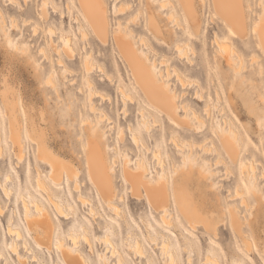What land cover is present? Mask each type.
<instances>
[{"label": "bare ground", "instance_id": "6f19581e", "mask_svg": "<svg viewBox=\"0 0 264 264\" xmlns=\"http://www.w3.org/2000/svg\"><path fill=\"white\" fill-rule=\"evenodd\" d=\"M27 1L28 0H26V2ZM117 1L118 3L115 4V14H126V12L133 8L136 13H142L143 18L141 20V26L144 31L143 35H140L141 33L135 35L136 32L133 30V27L130 28L132 19H138L140 16L138 15L137 17L136 13V17L130 16L124 18V21L118 20L113 29L107 0H76V4L74 0H69L66 4L67 13L72 14V11L76 12L74 17L78 25V35L82 43L64 27H62L59 34L61 46H54L52 43L53 41L50 43L58 52L59 57L57 58V62L61 67L60 71L65 81H71V85L76 84L78 92L81 95H87V97L82 96V102L79 107V111L85 110V113L83 112V115L79 118L82 131L78 138L81 140V156L84 157L85 173L87 174L89 184L91 187L95 188L97 202L101 206L105 203L108 207L112 208L113 214L119 217L123 215V209L115 202L116 197L119 196L116 193V184L114 180V164L117 163H115L116 159L114 156V159L110 157V147L106 141V134L110 131V128H114L115 130V141L125 140L124 135L126 134L135 146H137L138 152H140V155L135 159L130 158L131 156H129L127 149H124L122 153L125 155L126 160L121 165V180L124 193L121 194L119 198L125 201L124 196L128 190L132 198L145 199L150 205V210L149 213L146 214L147 222L143 221L146 223L147 227L156 234L157 229L153 222L155 221L156 214L163 223L168 226H171L170 217H172L173 214L174 217L172 218H176L177 220L179 214L184 217L191 216L189 203L185 195L187 190L186 186L190 184L191 178L194 176H197L202 181H210L211 176L217 173V171L213 172L214 164L209 159L201 158L202 162L199 163L196 157H194V159H191V157L193 158V156H195L194 153L197 150L205 154L214 153L217 155V160L214 162L215 165L224 162L228 171L230 170L228 167L230 163H234L241 174L247 178L246 187L244 186L242 176H240L235 182V190L232 192L230 188L228 189V200L231 202H229L228 209L225 210L224 214L227 218L225 219L227 220L225 223L226 228L229 227L231 233L240 238L249 252H253V241L251 240V242L246 235H249L250 231L246 229L248 221L242 219L241 211L245 209L258 212L261 206L264 205V190L257 186L252 179L255 172L258 171L254 160V152L252 148H244L242 146L240 130L236 125V120L240 122V119L235 112V109L240 105L237 100V94L241 89H246L248 91L246 93L243 92L241 96L244 98L245 105L249 112L261 114V116L264 117V94H262V92L254 93L253 89L259 86L248 83L254 81L253 74L257 73L263 76L264 69H250L248 74H244L242 71L245 68V64L243 63L244 60L236 47V42L246 40V36L249 34L248 18L250 14L253 13V4L250 0H211L218 19L222 20L229 29L225 30L223 28L225 30L224 33L213 31L214 50L210 51L206 44L208 34L204 35L203 43L201 42V19L198 12L197 0H139L138 2L136 1V5L132 4L130 0ZM199 1L203 5L207 4V0ZM7 2H16L20 4L17 0H8ZM143 2H145V5H143ZM52 5V8H54L53 11H57V5ZM48 6H50L49 1L43 0L40 10L45 18L48 16ZM144 6H146V9H144ZM67 13L61 10V17L66 18ZM178 13H181L187 22L186 27L183 23L180 24L184 28L182 31L180 30V32L174 31L173 27L175 26V22H181V20L176 21V18H180V16L177 15ZM211 19V21L214 22V15ZM134 20L135 23L138 21L136 19ZM25 21L26 20L23 19V22ZM27 21L25 24H27ZM3 22H5V20L0 9V27ZM16 22H18L17 19H13L12 17L11 24L13 27L19 25V23L16 24ZM36 24L37 25L34 24V30H36L35 34H37V29H39L37 27L39 26L38 22H36ZM219 27L222 28L221 26ZM17 28H19V26ZM251 30L256 38L250 42L258 45L264 56V10L261 12L258 20L253 23ZM49 31L53 35L56 31L55 27H50ZM90 34L95 37L93 39L94 42L89 41ZM111 34L114 38L112 58L108 64L96 61L99 56V54L96 55V52L99 53V51H102L100 47L108 44ZM150 39H153L154 42L149 41ZM96 41L101 44L98 45ZM194 43H197L200 47V56L202 48L205 54L211 52L213 59L217 63V71L219 75H222L221 78L219 77L220 80L224 79L228 81V86L231 90L226 98V104H224L228 107L230 113L228 111L223 117V122L226 127L223 129L217 127L218 142L214 139L208 128L210 135L203 136L204 138L198 142L182 139V134L204 130L206 121L205 118L192 107L191 103L187 101L189 97L187 96L188 94L186 95L185 91L178 93L175 90L177 87L174 88L172 84H170L172 80L170 81L169 78L170 76L173 77V75L177 76L178 81L183 86L188 83L180 69L170 64V57L165 55L160 58L158 57V46L167 48L168 50L175 48L179 56L184 55L186 57L188 54L187 47L191 45L192 49L193 47L195 48V46H193ZM81 44H83V51L80 47ZM92 44H94L95 47H93ZM21 48L19 50H21ZM39 49L45 54L44 56H47L46 58L48 61H51L47 49L44 46ZM22 50V52H25V47H23ZM196 51H194L195 54ZM77 55L80 57L84 56L81 67L78 66V63L72 65V60H75L74 56ZM252 57V59L255 58V56ZM181 58L184 57L182 56ZM186 59H189V62L191 61L189 57ZM119 61L125 69L126 77L122 72ZM37 63L38 62H36V65ZM224 64L228 66V69H224ZM251 64H254V60H252ZM37 68L35 69L37 70ZM245 69H247V67ZM96 72H99L98 78L94 75ZM70 76L71 78H69ZM76 76L79 77L78 82ZM54 78V73L50 70L48 71L47 79L44 81L49 80L54 83L53 81H56L53 80ZM49 81L47 82L49 83ZM193 82L194 81H192V83ZM55 83L57 85V82ZM105 83L113 85V88L117 92L115 96L106 93V91L102 89L101 86L104 87ZM190 83L191 81L189 84ZM54 84L52 86L57 87ZM197 84L200 83L198 82ZM58 88L59 87L56 88V91H58ZM128 88L131 90L130 92L127 90ZM200 88L202 90V87ZM201 90L197 89V91L194 92L195 95L193 98L200 101L206 100L204 110L209 114V106L211 105L209 97L211 93H208L204 100V95ZM219 91V88H217L215 92L217 98H221ZM98 98L100 103L105 102L107 106L100 104ZM66 99H69V97ZM118 103H121V107H118ZM130 103L136 104L132 112L136 111L138 121L129 110ZM9 104L10 103L6 101V105L8 106ZM11 109L9 137L13 146L18 149L17 155L21 161L23 156H25V150L23 149L24 141L20 123L14 113V105ZM215 109H217V107H215ZM86 110H89L91 113L86 114ZM112 110H114L113 114L110 113ZM224 111L225 110H223V112ZM120 113L124 114L125 117L120 118ZM162 118L167 121L166 127H164L161 122ZM122 119L125 121L126 132L121 125ZM156 126H161V129L166 128L165 132L162 133L161 141H167V144H173L176 148L175 150L183 154V165L179 166V168L174 165V162L172 165L175 173L178 172V169H183L179 182H176V191H172L170 188L172 182L169 171H157V176L154 177V175H152L153 171L147 164L145 155L141 153L150 150L158 165H160L161 168L164 167L165 160L160 149V140L159 137L153 133V129ZM142 128L147 135L144 134ZM29 137L30 140L36 144L39 161L49 166V174L52 182L59 185L65 176L67 179L73 180L74 190L79 192L77 199L83 203V205L87 204L88 210L85 214L95 218V213L97 212L92 205H90L92 199L84 195L81 191V184L78 179L80 174H78V172H80L78 166L71 161V159L64 157L50 146L45 130L36 126L34 121H30ZM145 137L152 141L148 146H146L147 144L145 145ZM209 138L212 139V145L208 146L205 141ZM117 145L113 147L116 155L121 153V149ZM3 149L4 142H2V135L0 134V154L3 153ZM197 155L199 154L197 153ZM243 156H245V159H242ZM249 157H251V159H248ZM118 162H120V160H118ZM133 163H135V165H133ZM205 163L209 164V170L205 168ZM220 165H222V163ZM260 165L263 164L261 163ZM215 167L218 166L216 165ZM35 169L37 170L36 185L39 190L46 194L57 216L65 219L74 216L76 214V202L72 197V201H70V199L65 200L62 196H58V193L61 192L60 186L54 187L50 184L38 167V163L35 164ZM260 175L261 178L264 179V171H261ZM11 177V174L7 175L6 181H9ZM5 184L1 183V188L5 190V192H3L5 193L4 195H11V188ZM210 186H212V184H210ZM174 193H176V195H174ZM248 193L252 197L251 201L247 199L248 196L246 194ZM21 197L24 217L20 218V225H14L11 221H7L5 230H3L5 234H2L3 243L0 244V257L4 256L3 248L7 245V236H11L12 238L8 240L11 241L9 242L10 251L17 255L20 264H28L29 256L21 254L17 240L23 238L24 247L32 254L34 249L30 244L31 241L28 239V236L32 235L36 246L40 250L50 249L55 246V248L60 251L61 259L58 258L56 264H91L84 252L80 250L81 241H84L90 251L93 253L95 252V244L90 233L91 228L89 222H83L81 224L80 228L83 232H79L76 225L71 226L67 230L66 240H69L71 245H73V247H70L66 244L65 237L62 234L58 239H55L54 234L56 229L58 231L60 230L62 233L63 229L52 216L50 209L44 205L42 198L30 189H27V193L21 194ZM236 198L239 199L236 200ZM172 200L176 201L175 204L177 208L172 207L171 210L174 212L168 216L170 211L169 206L170 204L172 205ZM2 211L3 208L0 205V213H2ZM127 217L126 221L129 226L134 224L137 228L139 227L132 215H128ZM106 218L111 223L115 222L113 217ZM172 221H174V219ZM173 223L172 225H174ZM108 224L105 233L99 235L97 240L106 244L108 251H110L112 255L118 257V259H116L120 264H124L122 250L113 240L112 227L109 222ZM205 225L207 227V224ZM183 238L185 249L190 253L195 243L191 236L183 235ZM127 247L136 256L146 257V248L140 236L134 233L133 229L128 231ZM160 248L162 253L167 257L166 264H179L180 256L171 238L166 234H163ZM209 248L210 250H215L216 245L213 243ZM226 255L228 260L221 261L218 255H213L211 252H208L205 256L204 264H249V258L243 261L242 257L233 253L230 249L226 251ZM149 260V264H151L152 259L150 258ZM187 263L192 264L191 254H189L187 258Z\"/></svg>", "mask_w": 264, "mask_h": 264}, {"label": "rangeland", "instance_id": "374dc122", "mask_svg": "<svg viewBox=\"0 0 264 264\" xmlns=\"http://www.w3.org/2000/svg\"><path fill=\"white\" fill-rule=\"evenodd\" d=\"M7 1L8 0H0V9L5 20V22H3L0 27V134L2 135V142H4L3 153L0 154V205L3 208L2 213H0V244L3 243L2 234H5V231L3 230H5L7 221H11L14 225H20V218L24 217L21 194L27 193V189H30L42 198L44 205L50 209L52 216L62 227L63 233L56 229L54 234L55 239H58L62 234L65 237L66 244L70 247H73L70 241L66 240L67 230L71 226L76 225L79 232H83L80 228L81 224L83 222H89L91 228L90 233L94 239L95 252L93 253L90 251L89 254L86 253L88 246L84 241H81L80 250L84 252L91 264H109L108 259L111 261L114 259V257L118 259L117 256L112 255V253L108 251L106 244L97 240L99 235H103L105 233L106 226L109 225L108 222L112 227L113 240L122 250L124 264H149L150 258L152 259L151 264H166L167 257L162 253L160 248L163 234L169 236L174 243V247L180 256L179 264H188L187 258L189 254H191L192 257V264H204L205 256L208 252H211L213 255H218L221 261H225L228 260L226 255V251H228V249L242 257L243 261H246L247 258H249V264H264V205L261 206L258 212H252L245 209H242L241 211L242 219H246L248 221L246 229L250 230V236L248 234L246 235L250 241H253L254 244V251L249 252L240 238L231 233L229 227L226 228L225 223L227 220L225 219L227 218L224 214L225 210L228 209L229 202H231L228 200V189L230 188V191L232 192L235 190V182L240 176H242L244 186L246 187L247 178L241 174L240 170L234 163H230V165L228 164L229 166L227 165L231 171H227L225 166L226 164L224 162H221L222 165H220L221 163H217L216 165L218 167H215L216 165L214 162L217 160V155L214 153L205 154L202 151L197 150L194 153L195 156H193V158L191 157V159L196 157L199 160V163L202 162L201 158L209 159L214 164L213 172L217 171L215 175L213 174L214 176H211L210 181H202L197 176H194L191 178L190 184L186 186L187 190L185 195L189 203L191 216L184 217L179 214V218L177 220L176 218H172L174 217L173 214L172 217H170L171 226H168L167 224L163 223L160 217L155 213V221L153 222L157 229V235L153 232V230L149 229L144 222H147L146 214L149 213L150 210V205L145 199L132 198L128 190L124 196L125 201L120 200L119 198V196L124 193L121 180V165L126 160L125 155L122 153L124 152V149H127L129 156H131L130 158L135 159L140 155V152H138L139 150L137 146H135V144L128 136H126V134L124 135L125 140L123 139L118 142L115 141V130L114 128H110V131H108L106 134V141L110 147L109 155L112 159H114V156L116 159L115 163H117L114 164V180L116 184V193L119 196L116 197L115 202L123 209V215L119 217L118 215L113 214V209L108 207L105 203H103L101 206L97 202L95 188L91 187L87 178V174L85 173L84 157L81 156V140L78 138V136H80V132L82 131L79 118L85 111H79V107L82 102V96L87 97V95H81L78 92L76 84L71 85V81H65L60 71L61 67L57 62V58L59 57L58 52L50 44L53 41L52 43L54 46H61L59 34L62 27L67 29V31L72 33L79 40V42H81V38L78 35L79 30H77L78 25L75 22L76 19L74 17L76 12L72 11V14L67 13L66 4L69 0H48L50 6L47 7L48 16L45 18L41 14L40 10L43 0H28L27 2L26 0H17V2H19L21 5L16 2L10 3ZM130 1L132 4L136 5L139 0ZM250 1L253 4L254 10L248 18L249 34L246 36V40L236 42L238 52L244 60L243 63L245 64V68L247 67V69L244 68V70H242L244 74H248L250 69H264V56L260 48L258 45L250 42L256 38L251 28L253 23L258 20V17L264 10V0ZM107 2L113 29L115 28L116 22L118 20L124 21V18L126 17H136V11L134 8L126 12V14H115V4L118 3V1L107 0ZM74 3L76 4V0H74ZM52 4L57 5V11H53L54 8H52ZM143 5H145V2H143ZM197 7L201 19V42L203 43L204 35L208 34L206 44L209 50L212 51L214 50L213 31L224 33V31L228 30L229 27H227L222 20L218 19V16L215 14L213 9L211 0H207V4L205 5L201 4V2L197 0ZM144 9H146V6H144ZM61 10L66 11V18L61 17ZM136 14L137 17L140 15L138 19L134 17L132 18L138 20L139 22L136 21L135 23V20L132 19L133 23H130V28L133 27V30L136 32V34L134 33L135 35H139L140 33V35H143L144 31L141 26L143 15L142 13ZM212 14L214 15L215 19L214 22L211 21L213 16ZM177 15L180 16L181 19L177 16L178 19L176 18V21L181 20L180 23L178 22L179 25L183 23L186 27L187 22L184 16L181 13H178ZM12 17L13 19H17L18 22H16V24L19 23V28H17L18 26H12ZM23 19L26 21L29 19V22L27 21V24H25L26 21L23 22ZM36 22H38L39 25L37 26L39 29L36 27L37 34H35L36 30H34V24L37 25ZM178 23L175 22V26L173 27L174 31L180 32V30L182 31L184 28L182 25L179 27ZM53 26L55 27L56 31L52 35L49 31V28ZM94 38L95 37L90 34L89 41L94 42ZM149 41L154 42L153 39H150ZM96 42L98 45L101 44L98 41ZM92 45L95 47L94 44ZM21 46L22 48L25 47V52H22L23 50ZM42 46L47 49L51 61H48L46 58L47 56H44L45 54L40 51L39 48H42ZM193 46H195V48L193 47L194 50L192 49L191 45L187 47V55L189 56L186 55V57L184 55L179 56L175 48L168 50L167 48L158 46V57L160 58L164 55L170 57V64L180 69L182 75L185 77V80L187 79L186 81H188V83L185 82L187 85L185 84L184 87L178 81L176 75H173V77L170 76L169 79L170 81L172 80V83L170 82V84H172L174 88L177 87L175 90L178 93L185 91L186 95L188 94L187 96L189 97L187 98V101L191 103L192 107L198 111V113H200L206 121L204 130L200 132L192 131L189 134H182V139L198 142L204 138L203 136H209L211 133L214 139L218 142L219 137L217 134V127L220 129L226 127L223 122V117L229 110L224 104H226V98L231 90L228 86V81H225L224 79L220 80L222 75H219L217 71V63L213 59L211 52H207L205 54L202 48L201 57L199 54L200 47L197 45V43H194ZM80 47L83 51V44H81ZM113 47L114 38L111 34L108 44L106 46L100 47L102 51H99V53L96 52V55L99 54L96 61H101L105 62V64H108L112 58ZM20 48L21 50H19ZM194 51H196V54ZM182 56L184 58H181ZM252 56H255L256 59H252ZM79 57L80 56L78 55L74 56L75 60H72V65H76L78 63V66L81 67L84 56H81L80 58ZM187 57L190 58V62L189 59H186ZM251 59L254 60V64H251ZM36 62H38L37 65ZM119 64L124 76L126 77L125 69L121 65L120 61ZM35 68H37V70ZM224 69H228L226 64H224ZM50 70L54 73L55 78L53 80L56 81L53 82H57V85L56 83L54 84L49 80L44 81L47 79L48 71ZM98 73L99 72H96L94 74L97 78L99 77ZM69 78H71V76ZM253 79V82L248 83L259 86L258 88H254L253 92H262V94H264V75L261 76L257 73L253 74ZM76 80L77 82L79 81L78 76H76ZM189 80L191 83L192 81L195 83L193 82L191 85V83L189 84ZM47 81H49V83ZM198 82L200 84H197ZM53 84L59 87L58 91H56L57 87L52 86ZM101 87L104 91H106V93L112 96L117 94L116 90L113 88V85H110L109 83H105L104 87ZM200 87H202V90ZM216 87L220 90L219 92L221 98H217L216 96ZM197 89H200L203 93L204 100L207 94L211 93L209 97L211 102V107L209 106V114L204 110L206 100L200 101L193 98L195 95L194 92H196ZM127 90L129 92L131 91L129 88ZM247 91L248 90L246 89H241L237 94V100L240 105L235 109V112L239 117L240 122L236 120V125L240 130L242 146L244 148H252L254 152V160L258 171L255 172L252 179L255 181L257 186L264 190V179L261 178L260 175V172L264 171V117L261 116V114L249 112L247 106L245 105L244 98L241 96L243 92L246 93ZM67 97H69V99H66ZM6 101L10 103L8 106L6 105ZM98 102L100 103L99 98ZM100 104L107 106L105 102H101ZM13 105L14 113L21 126L22 138L24 141L23 149L25 150V156H23L21 161L17 155L18 149L13 146L9 137L10 117L12 112L11 108ZM135 106L136 104H129L130 112L135 109ZM118 107H121V103H118ZM215 107H217V109H215ZM223 110L225 111L223 112ZM113 111L114 110L109 112L113 114ZM90 113L91 112L89 110H86V114ZM132 115L138 121L136 111L132 112ZM119 116L120 118L125 117V115L122 113H120ZM30 121H34L36 126H39L45 130L48 142L55 151L64 157L71 159V161H73L78 166L80 171L78 172V174L80 173L78 179L79 183L81 184V191L84 195L92 199L90 205H92V207L97 212L95 213V218L85 214V212L88 210L86 208L87 204L85 203L86 205H83V203L77 199L79 192L74 190L73 180L67 179L65 176L59 185L52 182L49 174V166L39 161L37 157L36 144L30 140ZM121 121V125L126 132L125 121L123 119ZM161 122L163 123L164 127H166V119L162 118ZM207 128L210 130V133L208 132L209 130ZM165 129H161V126H156L153 129V133L156 134L160 140L159 145L165 160L164 167L161 168L160 165H158L150 150L148 151L149 153L145 151L141 153L145 155L147 164L153 171L152 175H154V177L157 176V171H169L172 182L170 188L172 191H176V182H179L183 169H178V172L175 173L172 165L173 162L177 168L183 165V154L179 151H176V148L173 144H167V141H161V136L162 133L165 132ZM142 131L145 135H147L143 128ZM144 141L145 145L147 144L146 146L152 143V141L147 139V137H145ZM205 143L208 146L212 145V139H207ZM115 145L121 149V153L118 155H116L113 149ZM197 153L199 155H197ZM242 159H245V156H243ZM248 159H251V157ZM118 160H120V162H118ZM36 163H38V167L41 169L43 175H45L46 179L51 185L54 187L60 186L61 192L58 193V196H62L65 200L70 199V201H72L73 199L76 202V214L74 216L70 217L69 219L57 216L46 194L39 190L36 185ZM261 163L263 165H260ZM205 164V168L209 170V164ZM133 165H135V163H133ZM9 174H11L12 177L9 181H6V177ZM1 183H4L6 186L11 188L10 190L12 193L11 195L9 194L10 196L7 194V196L4 195L5 193L3 192H5V190L1 188ZM210 184H212V186H210ZM174 195H176V193H174ZM246 195L248 196L247 199L251 201L252 197L250 194L248 193ZM238 199L239 198H236V200ZM175 202V200H172V205L170 204L169 206L170 211L168 216L174 212L171 210L172 207L177 208ZM128 215L133 216L134 220L139 226L138 228L134 226V224L131 226L128 225V222L126 221ZM106 217H113L115 222L111 223ZM173 219L174 221H172ZM172 223L174 225H172ZM205 224H207V227ZM132 229L134 233H137L140 236L146 248V257H138L128 249L127 235L128 231ZM183 235L191 236L195 243L190 253L187 249H185ZM11 238V236H7V245L3 248L4 256L0 257L1 264H20L17 259V255L10 251L9 242L11 241L8 240ZM22 239L23 238L18 239L17 242L19 243L18 245L21 254H26V256H29L28 264H56L58 258L61 259V253L55 248V246L50 249L40 250L36 246L32 235L28 236L29 241H31V243H29L34 249L32 254H30L29 251H27V249L24 247V240ZM213 243L216 245V249L210 250L209 247ZM104 246L106 251L102 250Z\"/></svg>", "mask_w": 264, "mask_h": 264}, {"label": "built area", "instance_id": "2783aa9c", "mask_svg": "<svg viewBox=\"0 0 264 264\" xmlns=\"http://www.w3.org/2000/svg\"><path fill=\"white\" fill-rule=\"evenodd\" d=\"M87 208V207H86ZM96 249H97V247H96ZM100 250V249H99ZM103 251H106V248H105V246H104V248L102 249ZM86 253H90V250H89V247H87V252ZM109 254V253H108ZM110 262H111V264H120L118 261H117V259H116V257H114V259H112V261L111 260H109ZM147 264V263H146Z\"/></svg>", "mask_w": 264, "mask_h": 264}]
</instances>
